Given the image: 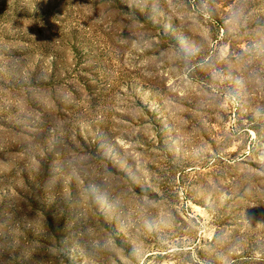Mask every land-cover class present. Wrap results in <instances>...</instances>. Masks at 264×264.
<instances>
[{"label": "rangeland", "instance_id": "374dc122", "mask_svg": "<svg viewBox=\"0 0 264 264\" xmlns=\"http://www.w3.org/2000/svg\"><path fill=\"white\" fill-rule=\"evenodd\" d=\"M0 264H264V0H0Z\"/></svg>", "mask_w": 264, "mask_h": 264}]
</instances>
